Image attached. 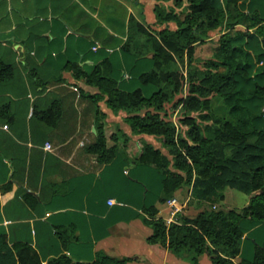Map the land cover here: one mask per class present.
<instances>
[{
  "label": "crops",
  "instance_id": "obj_1",
  "mask_svg": "<svg viewBox=\"0 0 264 264\" xmlns=\"http://www.w3.org/2000/svg\"><path fill=\"white\" fill-rule=\"evenodd\" d=\"M221 1L227 19L204 42L194 44L197 68L203 69L201 62L220 50V35L241 33L244 42L234 50L232 64H247L249 51L253 66L247 65V69L254 75L264 64L256 55L264 40L252 26L248 6L241 8L245 16L239 17L233 3ZM244 1L249 3L239 0L238 5ZM158 3L179 12L188 2L0 0V234L7 236L10 245L21 242L33 246L43 264L62 254L92 262L99 251L118 259L128 258L127 264H191L169 248L148 241L153 229L144 221L149 216L144 208L151 194L146 196L145 189L129 177V171L137 168L136 158L145 143L165 154H169L168 147L159 136L133 133L127 121L132 114L112 109L107 96L94 100L92 95L101 93L99 87L76 78L70 68L77 62L90 70L108 59L104 70L118 75L123 89L142 88L146 94L155 90L154 84H142L138 75L155 66L154 45L161 41L160 32L179 28L175 21L158 20ZM98 26L102 30H97ZM124 45L129 50L123 49ZM167 51L174 56L172 67L183 74L184 83L161 115L181 131L186 129L180 121L184 111L181 118L178 116L183 105L175 106V101L189 94L187 51L184 60ZM6 65L12 70L8 71ZM162 87L166 92L172 90L168 83ZM242 97L240 94L227 100L213 95L211 109L242 130L251 131L250 113L237 100ZM217 105L223 107L221 112L216 110ZM171 107L173 115L166 117ZM147 110L153 108L140 113ZM98 119L105 124L108 137L119 135V154L110 162L101 163L88 149L97 141ZM122 132L129 136L127 142ZM137 174L147 176L153 183L152 190H156L155 172L138 168ZM191 195L192 189H179L174 197L180 199L184 215L195 217L203 208ZM110 198L117 202L110 204ZM188 203L192 206L186 208ZM155 206L157 217H163L169 225L168 200L159 199ZM60 226H75L80 240L71 241L65 248L58 235ZM200 264L213 262L204 253Z\"/></svg>",
  "mask_w": 264,
  "mask_h": 264
},
{
  "label": "trees",
  "instance_id": "obj_2",
  "mask_svg": "<svg viewBox=\"0 0 264 264\" xmlns=\"http://www.w3.org/2000/svg\"><path fill=\"white\" fill-rule=\"evenodd\" d=\"M183 1L174 0L175 5H182ZM187 2L179 12L162 3L155 6L159 21H175L179 28L160 32L161 41L154 45L155 66L138 75L142 84L156 86L149 94L142 88L123 89L119 76L104 70L106 62H110L108 59L90 70L83 69L77 62H72L70 68L76 78L99 87L101 93L92 95L94 100L107 96L112 109H123L132 114L127 121L133 133L159 136L168 147L169 154H165L145 143L141 155L136 158L137 168L129 171V177L145 189V195L151 194V201L144 208L149 215L144 221L153 229L148 241L169 248L191 264H200V256L204 253L210 256L213 264H264V64L259 72L251 75L247 69V65L253 66L249 62V51L245 58L247 64H232L234 50L244 42L243 34L223 33L219 36L220 50L214 57L202 61L204 68L198 69L194 44L204 42L212 30L222 27L227 12L221 0ZM225 2L233 3L239 17L245 16L241 8L248 6L252 26L257 27V36L264 40V7H259L264 0H249L248 4L244 1L240 5L239 0ZM228 25L231 26L232 21ZM97 30L102 29L98 26ZM141 31L145 29L142 27ZM167 48L181 60L187 51L189 94L175 101V106L183 105L184 116L180 121L186 127L184 131H178L172 120L161 115L165 104L174 101L184 83L183 74L172 67L175 58ZM123 49L129 50L127 45ZM256 53L259 61L264 60V46ZM6 69L11 71V65H6ZM163 83L172 86L171 92L165 91ZM240 94L244 97L237 100L250 113L251 131L242 130L231 119L217 115L211 109V96L229 100ZM149 108L153 110L140 113ZM194 112L198 114L193 116ZM104 126L98 119L97 141L88 148L101 163L110 162L119 154L118 133L108 137ZM120 135L125 142L129 140L124 132ZM110 141H113L112 145ZM225 149H231L232 155L222 156L220 151ZM138 168L142 172H155V191L147 176L137 174ZM228 185L249 193V203L239 209L209 205L195 217L180 212L178 220L169 225L163 217H157L156 202L169 200L179 189L186 192L192 189L196 197L208 198ZM57 229L65 248L71 241L80 240L75 226ZM128 261V258L118 259L99 251L92 262L74 260L62 254L51 258L47 264H127ZM0 264L43 263L33 246L21 242L10 245L7 236L0 234Z\"/></svg>",
  "mask_w": 264,
  "mask_h": 264
},
{
  "label": "rangeland",
  "instance_id": "obj_3",
  "mask_svg": "<svg viewBox=\"0 0 264 264\" xmlns=\"http://www.w3.org/2000/svg\"><path fill=\"white\" fill-rule=\"evenodd\" d=\"M218 106L219 105H217L216 110L217 111L220 110L221 112L223 110V107L219 108ZM172 110H174V108L171 107L170 108L171 112L170 114H167L166 117H170V115H173ZM182 114H183V110L180 109L178 112V116L181 118ZM180 130L184 131L182 129ZM220 153L222 156L232 155L231 149L221 150ZM221 196H223V198ZM191 198L192 200L197 199L199 206L202 208L209 206V205L216 206V207H220L223 205V207H226V208H238L239 209V208L246 206L249 203L250 194L228 185V186L220 188L218 190V194H214L208 198L196 197L195 193H192ZM190 206H192L191 203H188L186 205V208Z\"/></svg>",
  "mask_w": 264,
  "mask_h": 264
},
{
  "label": "built area",
  "instance_id": "obj_4",
  "mask_svg": "<svg viewBox=\"0 0 264 264\" xmlns=\"http://www.w3.org/2000/svg\"><path fill=\"white\" fill-rule=\"evenodd\" d=\"M46 148L50 149L51 144L47 143ZM110 204H115L117 201L114 198H110L109 200ZM168 205L170 206V217L168 220L170 221V224L172 222H176L178 220L177 215L180 213L182 209V204L179 198L173 197L170 200H168Z\"/></svg>",
  "mask_w": 264,
  "mask_h": 264
}]
</instances>
